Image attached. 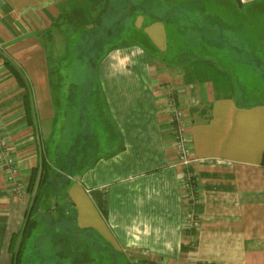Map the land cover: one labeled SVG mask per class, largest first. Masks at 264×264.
<instances>
[{"label": "crops", "instance_id": "0c3cea01", "mask_svg": "<svg viewBox=\"0 0 264 264\" xmlns=\"http://www.w3.org/2000/svg\"><path fill=\"white\" fill-rule=\"evenodd\" d=\"M111 2L0 0V137L15 151L22 185L16 190L0 163V264H11L12 236L23 229L33 202L34 170L47 160L68 175L64 203L77 226L111 250L89 255L91 264L102 257L109 259L99 264H264V93L254 90L264 80V0H228L247 25L239 22L232 33L217 26V52L185 30L183 10L170 12L171 30L139 15L134 28L144 44L124 42L99 67L106 132L90 133L87 125L85 143L70 137L61 147L60 134L52 140V133L49 145L41 121L56 120L55 37L60 33L64 41L66 19L97 26L111 16ZM122 6L128 8L125 0ZM256 19H263L257 27ZM234 31L236 47L226 44ZM7 60L30 85L33 122L26 88ZM170 99L188 115L195 161L188 169L174 148ZM187 173L193 190L184 187ZM190 212L201 221L196 231L186 228Z\"/></svg>", "mask_w": 264, "mask_h": 264}, {"label": "rangeland", "instance_id": "374dc122", "mask_svg": "<svg viewBox=\"0 0 264 264\" xmlns=\"http://www.w3.org/2000/svg\"><path fill=\"white\" fill-rule=\"evenodd\" d=\"M123 1L112 0L111 18L106 17L102 22L98 21L97 26L93 28L71 23L69 19H66L62 27L65 31L63 32L64 41L60 33L55 34L53 54L59 60L55 61L58 65H56L57 69L52 74L51 80L56 120L43 119L41 121L46 141H50L48 139L52 133L54 136L52 140H55L59 133L58 141L61 147L70 137H77L76 140L85 143L84 135L87 133V125H91L90 133L93 128L97 133L106 132L100 129L102 125L107 124L108 115L105 112V100L99 86V67L115 48L123 47L124 42L135 40L144 44L141 33L134 28L139 15L146 17L148 22L160 19L171 30L170 14L174 12L173 15L177 16L180 10H183L184 13L179 15L185 16L187 12L188 19L182 17V26L185 30L192 31L194 36H200L206 51L210 49V52H217L213 47L222 40L221 32L216 31L217 26L226 24L232 29L227 31L232 33L235 30L232 26L238 25L239 22V24L247 25L244 14L241 13L239 17L235 11L231 10L227 5L228 0H171V3L164 0H125L128 8L122 10ZM170 4L178 11H172ZM247 12L248 9L244 10L245 14H248ZM256 22L257 27L263 19H256ZM182 26L179 24V29H183ZM234 33H236L235 38L233 39L231 35L230 42L226 44L236 47L240 45V41L238 31ZM172 37L173 33L170 32V38ZM212 42H215V45ZM200 53L198 49L193 50L195 55ZM257 85V89H254L255 93L259 90L264 93V80L257 82ZM58 89L59 93L64 94H58ZM255 100L257 99H250L248 102ZM52 144L49 142V145ZM47 164L49 180L44 182L38 192L39 199L32 215L33 219H38L37 227L24 246L21 264H74L75 261L80 262L79 264H91L89 255L91 257L92 254L101 253L103 256L105 252L111 250L97 238L89 237L87 232L77 226L74 216L67 211L64 203L67 191L64 182L68 175L62 173L59 167L55 166L56 163L52 162L50 165L47 160ZM38 184L39 182L37 186ZM34 195L35 192L32 197ZM44 205H50V207ZM107 259L109 258L102 257L97 264Z\"/></svg>", "mask_w": 264, "mask_h": 264}, {"label": "built area", "instance_id": "2783aa9c", "mask_svg": "<svg viewBox=\"0 0 264 264\" xmlns=\"http://www.w3.org/2000/svg\"><path fill=\"white\" fill-rule=\"evenodd\" d=\"M169 111V126L174 139V148L178 154L179 164L182 167L190 168L194 165V158L192 149L189 145L188 137V115L182 111L173 99H170L167 104ZM0 163L4 166L5 172L8 174V182L15 185L16 190H19L22 185L19 183L17 174V160L15 151L10 149L9 142L0 137ZM184 187L187 190H193L192 178L189 173L185 175ZM186 228L189 231H196L200 228L201 221L193 212H190L186 221ZM192 247H195L196 240L190 243Z\"/></svg>", "mask_w": 264, "mask_h": 264}, {"label": "trees", "instance_id": "16d2710c", "mask_svg": "<svg viewBox=\"0 0 264 264\" xmlns=\"http://www.w3.org/2000/svg\"><path fill=\"white\" fill-rule=\"evenodd\" d=\"M60 20L61 18L58 20V22ZM58 22L55 24L56 26L57 25L59 26ZM6 66L16 76L20 85L26 88V91H27V94L25 97L26 111L28 113L29 119L33 122L34 106L31 104L33 94H32L30 85L26 83L25 78H24V73L22 70L15 67L8 60L6 61ZM263 163H264V159H263ZM40 166L34 170V177L32 179L30 189L32 192H35V195L33 197V202L30 206V209L28 210L26 214V220L24 223V227L21 230V232H19L17 235L12 236V239L10 242L9 250L11 254V264H21L22 263L24 246L26 242L33 236V233L37 227V221L32 218V215L34 211L36 210L37 200L39 199L38 192L41 189V186L44 184L46 180H48V177H49V171H48L49 167H48L47 161H43V164H41ZM38 182L39 184L37 186ZM36 186H37V189H35ZM79 263L80 262H76V264H79Z\"/></svg>", "mask_w": 264, "mask_h": 264}]
</instances>
